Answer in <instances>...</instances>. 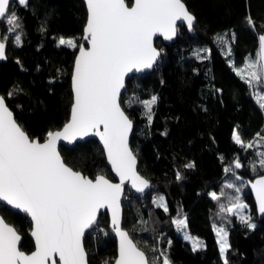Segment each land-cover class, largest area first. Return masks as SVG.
I'll return each mask as SVG.
<instances>
[{
    "label": "trees",
    "instance_id": "obj_1",
    "mask_svg": "<svg viewBox=\"0 0 264 264\" xmlns=\"http://www.w3.org/2000/svg\"><path fill=\"white\" fill-rule=\"evenodd\" d=\"M183 1L196 17L194 31L188 32L179 24L174 42L163 43L157 38L156 45L162 49L157 63L150 71L130 76L121 94V105L134 122L130 145L138 159V170L152 184L144 195H134L125 188L123 226L150 258L151 249L158 244L173 264H223L213 230L214 224L222 225L231 246L226 254L228 264H264V217L257 218L247 185L248 179L264 170H251V162L257 160L255 145L246 150L232 140L237 126L245 141H255L257 133L264 136V113L253 90L230 66H241L247 57L255 56L258 35L264 33V0ZM12 8L22 18V32L16 33L21 35L22 46L15 45V34L7 32L2 22L8 58L0 62V93L29 135L44 139L47 132L68 120L73 101L71 74L77 49L58 46V39L73 37L80 45L87 12L84 0H30L28 8L16 4ZM249 16L254 30L247 23ZM225 35L231 56L216 39ZM202 44L210 50L206 59L195 54ZM9 91L14 92L10 98ZM152 96L158 101L149 124L138 101ZM60 149L75 169L92 177L98 173L111 177L96 139L72 147L61 145ZM237 158L244 165L239 169L234 168ZM190 162L194 168L185 167ZM228 167L233 172L226 173ZM177 172L181 174L179 180ZM229 182L245 185L242 196L257 224L254 231L236 217L221 219L219 204L227 200L222 197L214 201L210 193L235 195L224 187ZM161 195L168 204V214L152 203ZM0 211L23 234L21 247L31 251L30 218L3 203ZM178 214L187 216V230L201 237L205 248L192 251L191 243L176 231L171 220ZM168 240L172 241L170 249ZM84 247L88 264H113L116 240L108 228L106 212L99 214L97 224L85 235Z\"/></svg>",
    "mask_w": 264,
    "mask_h": 264
},
{
    "label": "snow or ice",
    "instance_id": "obj_2",
    "mask_svg": "<svg viewBox=\"0 0 264 264\" xmlns=\"http://www.w3.org/2000/svg\"><path fill=\"white\" fill-rule=\"evenodd\" d=\"M28 8L30 0H0V21L7 25L6 31L15 34L14 43L22 46L18 31L22 32V18L12 5ZM86 24L83 39L89 47L78 45L72 38L60 37L58 46L78 49L72 73L74 102L71 117L61 131H49L44 142L30 138L17 123L13 112L0 96V202L25 213L31 221V236L35 250L30 254L20 250L21 236L17 230L0 216V264H88L83 244L86 230L97 224L102 209L110 210L113 231L119 237V258L115 264H172L167 251L152 248L149 257L121 228V195L123 185L129 182L138 193L151 188L150 181L137 171V157L129 146L133 122L121 106V92L125 78L130 73L152 69L160 52L153 46L157 35L166 40L174 39L181 26L189 32L194 30L196 17L189 12L183 0H133L130 7L126 0H85ZM248 25L255 28L252 18ZM41 31L45 28L41 25ZM226 46V55H232L227 36H217ZM235 33L231 41H235ZM7 41L0 36V60L6 59ZM196 56L206 59L210 50H196ZM19 63V61H17ZM235 74L253 90L259 109L264 113V35L258 37L255 56L250 55L241 66L230 64ZM9 91L8 97H12ZM158 97L138 101L151 124L153 107ZM165 135L167 133H164ZM97 136L103 144L107 160L120 178L111 183L104 175L94 179L69 167L62 159L57 144L64 140L74 143L78 138ZM264 146V137L257 133ZM232 140L242 149H253L256 141H245L237 129ZM257 160L251 162V170H264V151H257ZM244 165L237 158L234 168ZM186 168H194L188 163ZM233 172L232 167L225 168ZM234 174V173H233ZM177 180L181 174L177 172ZM235 179L240 180L239 176ZM235 195L211 192L214 201L224 197L227 203L219 204L221 219L236 217L249 230L257 224L242 193L245 185L227 183ZM255 192L258 214L264 217V175L251 183ZM152 203L165 214L169 207L164 196L153 198ZM247 210V211H246ZM183 210L180 209V213ZM231 223V220H227ZM176 231L185 241L191 242L192 251L205 248L203 241L187 231V216L178 214L171 220ZM218 238L223 264H228V232L225 227L213 225ZM172 241H167L168 249Z\"/></svg>",
    "mask_w": 264,
    "mask_h": 264
},
{
    "label": "water",
    "instance_id": "obj_3",
    "mask_svg": "<svg viewBox=\"0 0 264 264\" xmlns=\"http://www.w3.org/2000/svg\"><path fill=\"white\" fill-rule=\"evenodd\" d=\"M127 2V1H126ZM128 3V2H127ZM183 3H185L184 1H183ZM84 4H85V0H84ZM132 4H133V0H131V2L130 3H128V5L131 7L132 6ZM186 5V4H185ZM187 7V6H186ZM85 8H86V5H85ZM188 9V8H187ZM189 10V9H188ZM189 12H191L190 10H189ZM192 13V12H191ZM193 14V13H192ZM194 15V14H193ZM195 16V15H194ZM1 23H2V21H0V36H2L3 37V34H2V26H1ZM85 24H86V21H85V23H84V28H85ZM179 24H180V22H178V26H179ZM186 27V26H185ZM187 29V28H186ZM188 31V30H187ZM194 31V30H193ZM192 31V32H193ZM189 32V31H188ZM178 34H179V32H178ZM178 34H177V36H178ZM260 35H264V33H261V34H259L258 35V37L260 36ZM83 36H84V31H83V35H82V39H81V42H80V45H83L85 48H88L89 47V44H88V42L87 41H85L84 39H83ZM177 36L174 38V39H172V40H166V39H164V37H162V36H159V35H157L156 37H154V39H153V46L154 47H156L157 48V50L160 52V55H161V53H162V49L160 48V47H158L157 45H156V39L157 38H160L161 39V41L163 42V43H172V42H174L176 39H177ZM6 40V39H5ZM7 41V40H6ZM7 48H8V41H7V46H6V59H4V60H0V62H2V61H5V60H7V58H8V56H7ZM78 55V49H77V52H76V55H75V57ZM160 57V56H159ZM159 57L157 58V61H158V59H159ZM157 61H156V63H157ZM155 66V65H154ZM153 66V67H154ZM153 69V68H152ZM152 69H149V70H145L144 72H146V71H150V70H152ZM72 73H73V69H72ZM140 73H143V72H140ZM133 74H136V73H130L129 74V76L128 77H126L125 78V86H126V81H127V79L130 77V76H132ZM71 78H72V74H71ZM71 86H72V79H71ZM125 90V88L122 90V92ZM72 92H73V89H72ZM122 92H121V94H122ZM0 96H4L3 94H1L0 93ZM5 97V96H4ZM5 100H6V104H7V106L9 107V109L13 112V116H14V118L16 119V121H17V123L22 127V129L26 132V134L30 137V138H33V139H38L40 142H44L45 141V139H46V137L44 138V139H40L39 137H31L30 135H29V133L27 132V130L23 127V125L20 123V121L17 119V117H16V114H15V112H14V110H13V108L8 104V102H7V99L5 98ZM73 102H74V93H73V101H72V105H73ZM72 105H71V108H72ZM122 106V105H121ZM123 108V107H122ZM124 109V108H123ZM126 112V111H125ZM127 114V113H126ZM128 115V114H127ZM129 116V115H128ZM70 117H71V111H70V116H69V118H68V120L61 126V127H58V128H55L54 130H52V131H61L62 129H63V127H64V125L66 124V123H68V121L70 120ZM130 118V117H129ZM131 119V118H130ZM132 120V119H131ZM132 122H133V120H132ZM133 130H134V122H133V129H132V132H131V134H130V136H129V146H130V148H131V145H130V138H131V136H132V133H133ZM89 138H94V139H96L98 142H99V144L101 145V147H102V149H103V152H104V156H105V160H106V165L108 166V168H109V170H110V173H111V177H109V176H107L106 174H104V173H98V174H96L94 177H92V176H89L88 174H85L82 170H79V169H75L73 166H71L66 160H65V158H64V156H63V154H62V152H61V149H60V147H61V145H66V146H68V147H72V146H74L77 142H82V141H85V140H87V139H89ZM57 148H58V151H59V153H60V155H61V157H62V159L64 160V162L69 166V167H71V168H73L74 170H76V171H79V172H81L83 175H85V176H87V177H89V178H92V179H94L97 175H104L111 183H120V178H119V176L116 174V172L112 169V166H111V164L109 163V161L107 160V154H106V151L104 150V148H103V144H102V142L100 141V139H99V137H97V136H88V137H84L83 139H77L74 143H68L67 141H64V140H61V141H59L58 142V144H57ZM132 149V148H131ZM132 151H133V149H132ZM133 153H134V151H133ZM135 154V153H134ZM137 171L139 172V170H138V159H137ZM139 174L140 175H142L140 172H139ZM262 175H264V173H262V174H258V175H256L254 178H252V179H248L247 180V185H248V188H249V190H250V192H251V194H252V198H253V201H254V206H255V211H256V215H257V218H262V216H260L259 214H258V211H257V202H256V196H255V192L252 190V188H251V183H254L255 182V180H257V179H259L260 178V176H262ZM143 176V175H142ZM143 177H145V176H143ZM146 178V177H145ZM147 179V178H146ZM149 180V179H148ZM150 181V180H149ZM150 184H151V182H150ZM151 186H152V184H151ZM128 188L130 191H131V193L132 194H134V195H144L149 189H146L145 190V192L144 193H138V192H136L135 191V189H133L132 187H131V184L129 183V182H125L124 183V185H123V189H124V191H123V193H122V195H121V209H122V220H121V228L124 230V231H126V232H128V234H129V237L133 240V242L136 244V242H135V240L132 238V236L130 235V233H129V231L127 230V228H125L124 226H123V205H122V201H123V199H124V196H125V188ZM0 203H3V202H0ZM4 204V203H3ZM6 205V204H5ZM7 206V205H6ZM9 208H11L10 206H8ZM12 209V208H11ZM13 210H15V211H20V210H17V209H13ZM20 212H22V211H20ZM101 212H106V214H107V217H108V228H109V230L111 231V233L113 234V236H114V238H115V240H116V255H115V258H114V262H113V264H115V262H116V260L119 258V237L116 235V233L113 231V228H112V224H111V213H110V210H107V209H102L101 210ZM100 212V213H101ZM0 216H2L3 218H4V220H5V222L6 223H8L10 226H12V227H14L16 230H17V228L11 223V222H9V221H7V219L3 216V214L1 213V211H0ZM99 217V216H98ZM32 230V229H31ZM90 229H88V230H86V232H85V235L87 234V232L89 231ZM17 232L20 234V236H21V241H20V244H19V248H20V250L21 251H23V252H25V253H28V254H30L31 252H33L34 250H35V245H34V248L31 250V251H27V250H25V249H23L22 247H21V243H22V241H23V239H24V236H23V234L21 233V232H19L18 230H17ZM29 235H30V237L33 239V242H34V238L31 236V231H30V233H29ZM85 235H84V237H85ZM83 244H84V238H83ZM138 246V245H137ZM139 247V246H138ZM85 248V247H84ZM142 249V248H141ZM143 250V249H142ZM85 251H86V249H85ZM86 254H87V251H86ZM56 259V261H57V264H59V258L58 257H56L55 258ZM87 262H88V254H87Z\"/></svg>",
    "mask_w": 264,
    "mask_h": 264
},
{
    "label": "rangeland",
    "instance_id": "obj_4",
    "mask_svg": "<svg viewBox=\"0 0 264 264\" xmlns=\"http://www.w3.org/2000/svg\"><path fill=\"white\" fill-rule=\"evenodd\" d=\"M64 38H72V39H74L73 37H64ZM75 40V39H74ZM76 41V40H75ZM205 47L207 48V45H205V44H202L201 45V47L199 48L200 50H203V49H205ZM262 137H264V136H262ZM255 141H256V143L254 144L255 145V151L257 152V151H264V146H261V141L259 140V138H256L255 139ZM247 211V210H246ZM253 221L255 222V219H253ZM216 226L217 227H220V226H222V225H218V224H216ZM224 227V226H223ZM188 231V230H187ZM189 232V231H188ZM190 233V232H189ZM181 234V233H180ZM182 235V234H181ZM190 235L192 236V237H194V238H198L199 240H201L202 241V239H201V237H199V236H197V235H194V234H191L190 233ZM191 243V242H190ZM157 253H153L152 252V255H156Z\"/></svg>",
    "mask_w": 264,
    "mask_h": 264
},
{
    "label": "built area",
    "instance_id": "obj_5",
    "mask_svg": "<svg viewBox=\"0 0 264 264\" xmlns=\"http://www.w3.org/2000/svg\"><path fill=\"white\" fill-rule=\"evenodd\" d=\"M95 226V225H94ZM92 229V228H91ZM153 248H158L159 249V247H158V244H157V246H154ZM156 255H158V253L156 254ZM153 256V255H152ZM173 264V263H172Z\"/></svg>",
    "mask_w": 264,
    "mask_h": 264
},
{
    "label": "crops",
    "instance_id": "obj_6",
    "mask_svg": "<svg viewBox=\"0 0 264 264\" xmlns=\"http://www.w3.org/2000/svg\"><path fill=\"white\" fill-rule=\"evenodd\" d=\"M217 237V236H216ZM217 241H218V238H217ZM219 244V243H218Z\"/></svg>",
    "mask_w": 264,
    "mask_h": 264
}]
</instances>
